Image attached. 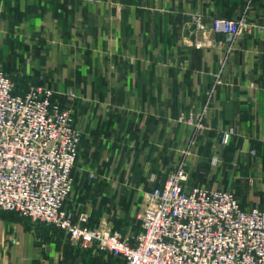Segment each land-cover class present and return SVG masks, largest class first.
I'll use <instances>...</instances> for the list:
<instances>
[{
    "label": "crops",
    "instance_id": "0c3cea01",
    "mask_svg": "<svg viewBox=\"0 0 264 264\" xmlns=\"http://www.w3.org/2000/svg\"><path fill=\"white\" fill-rule=\"evenodd\" d=\"M244 16L229 51L211 25ZM0 70L72 107L73 220L86 213L89 227L134 242L144 193L182 161L186 188L231 191L264 211V0H0ZM0 264L125 262L0 210Z\"/></svg>",
    "mask_w": 264,
    "mask_h": 264
},
{
    "label": "built area",
    "instance_id": "2783aa9c",
    "mask_svg": "<svg viewBox=\"0 0 264 264\" xmlns=\"http://www.w3.org/2000/svg\"><path fill=\"white\" fill-rule=\"evenodd\" d=\"M246 26L247 16L216 19L210 33L224 35L230 51ZM54 97L40 85L20 93L0 70V210L54 226L84 248L96 244L125 264H264V211L244 209L231 191L186 188L185 161L163 186L144 193L142 232L134 242L107 227H89L86 213L73 220L65 203L82 135L71 110ZM232 134H224L225 144Z\"/></svg>",
    "mask_w": 264,
    "mask_h": 264
},
{
    "label": "rangeland",
    "instance_id": "374dc122",
    "mask_svg": "<svg viewBox=\"0 0 264 264\" xmlns=\"http://www.w3.org/2000/svg\"><path fill=\"white\" fill-rule=\"evenodd\" d=\"M2 68V67H1ZM7 75L14 81V83L21 89V88H23V85H22V83H21V80H20V75H18V77L17 78H15V74L14 73H11V72H7ZM34 86H39V85H34ZM40 86H45V85H40ZM50 88V87H49ZM50 89H52V88H50ZM53 90V89H52ZM55 91V90H54ZM54 100L55 101H58L59 103H60V101H59V99L56 97V92H55V97H54ZM61 104V103H60ZM66 106V108H69L70 110H71V112H72V114H73V110H72V107L71 106H69V105H65ZM73 116H74V114H73ZM202 120H199L197 123H196V127L197 128H200L201 126H202ZM74 124H75V122H74ZM76 126V125H75ZM77 127V126H76ZM82 144V143H81ZM80 150H81V147H80ZM80 150H79V155H80ZM78 158H79V156H78ZM77 161H78V159H77ZM186 162V161H185ZM77 163V162H76ZM181 163V162H180ZM75 166H76V164H75ZM179 166V165H178ZM178 166L176 167V168H174V169H171L172 171H168V175H170V174H172L177 168H178ZM75 168V167H74ZM188 168H187V163H186V171H187V174H188V170H187ZM165 173H167V171H165ZM189 177V176H188ZM191 182H193L192 180H191ZM189 185H190V183H189ZM73 193V192H72ZM71 196V195H70ZM69 199V198H68ZM65 209H66V203H65ZM67 210V209H66ZM2 211V210H1ZM143 211V210H142ZM4 212V211H3ZM68 212V211H67ZM141 214V213H140ZM19 216V215H18ZM72 216V215H71ZM22 218V217H21ZM139 219V218H138ZM77 221V220H76ZM103 227H105V226H103Z\"/></svg>",
    "mask_w": 264,
    "mask_h": 264
},
{
    "label": "trees",
    "instance_id": "16d2710c",
    "mask_svg": "<svg viewBox=\"0 0 264 264\" xmlns=\"http://www.w3.org/2000/svg\"><path fill=\"white\" fill-rule=\"evenodd\" d=\"M28 90V89H27ZM26 89H23V88H19V87H17V91L18 92H20V93H23V92H25V91H27ZM61 103V102H60ZM61 105L63 106V107H66L65 105H63L62 103H61ZM93 228H95V227H93Z\"/></svg>",
    "mask_w": 264,
    "mask_h": 264
}]
</instances>
